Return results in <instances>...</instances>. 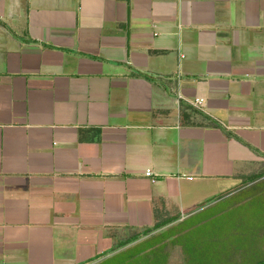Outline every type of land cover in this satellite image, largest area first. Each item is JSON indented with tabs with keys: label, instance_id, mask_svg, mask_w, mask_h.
Wrapping results in <instances>:
<instances>
[{
	"label": "crops",
	"instance_id": "obj_1",
	"mask_svg": "<svg viewBox=\"0 0 264 264\" xmlns=\"http://www.w3.org/2000/svg\"><path fill=\"white\" fill-rule=\"evenodd\" d=\"M262 169L264 0H0V264H99Z\"/></svg>",
	"mask_w": 264,
	"mask_h": 264
},
{
	"label": "rangeland",
	"instance_id": "obj_2",
	"mask_svg": "<svg viewBox=\"0 0 264 264\" xmlns=\"http://www.w3.org/2000/svg\"><path fill=\"white\" fill-rule=\"evenodd\" d=\"M99 264H264V169L184 218L152 227Z\"/></svg>",
	"mask_w": 264,
	"mask_h": 264
},
{
	"label": "built area",
	"instance_id": "obj_3",
	"mask_svg": "<svg viewBox=\"0 0 264 264\" xmlns=\"http://www.w3.org/2000/svg\"><path fill=\"white\" fill-rule=\"evenodd\" d=\"M202 101V99H195L194 100V104H198V103H200ZM144 174L146 175V176H151L152 175V169L151 168H146L145 170H144Z\"/></svg>",
	"mask_w": 264,
	"mask_h": 264
}]
</instances>
